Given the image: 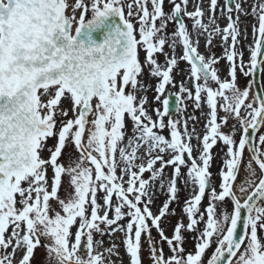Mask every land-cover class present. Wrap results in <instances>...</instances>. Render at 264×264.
<instances>
[{
  "label": "snow or ice",
  "instance_id": "6c2138e0",
  "mask_svg": "<svg viewBox=\"0 0 264 264\" xmlns=\"http://www.w3.org/2000/svg\"><path fill=\"white\" fill-rule=\"evenodd\" d=\"M204 3L0 0V264H264V0Z\"/></svg>",
  "mask_w": 264,
  "mask_h": 264
},
{
  "label": "rangeland",
  "instance_id": "374dc122",
  "mask_svg": "<svg viewBox=\"0 0 264 264\" xmlns=\"http://www.w3.org/2000/svg\"><path fill=\"white\" fill-rule=\"evenodd\" d=\"M249 2H251V0H249ZM242 19H244V18L242 17ZM219 21H220V25H221V26H224V25L227 23V21H226L225 19H223V18L220 19ZM245 23L248 25V39H247L246 41L243 42L244 45L246 46V45L252 43V36H251V31H252V29H251V25L254 24V23H256V21H255L252 17H247V18L245 19ZM245 50H246V48H245ZM178 51H179V49H178ZM214 51L216 52L217 55H221L222 52H223V49H222L221 47H217L216 49H214ZM247 55H248V53H247V51H246V52H245V58H246V59H247ZM161 60H163V57H161ZM223 65H224V62L222 61V62H221V67H223ZM180 67H181L182 69H184V68H187V65L184 64V63H181ZM176 79H177V81H179L180 79H182V76H179V75H178V76L176 77ZM241 81L243 82V78H241ZM189 86H190V82H189ZM177 90H178V89H173V92H175V91H177ZM149 95H150V97H151L152 93H149ZM188 103H189V107H188L187 111H188L189 113H192L193 115H195L196 117L199 118V124H198V126H199V125L201 124V123H200V122H201V121H200V118H201V112H200L199 110H194V108L192 107L191 103H190V102H188ZM157 106H159V105H153V107H157ZM207 111H208V109H207V107L205 106V107H204V112L207 113ZM203 117H204V116H203ZM213 149H214V148H213ZM217 153H218V152H216L215 155H217ZM181 188H182V191L180 192V200H181V203H182V202L184 201V199L188 197V195H187V193H186V190H183V184H182V183H181ZM164 198H165V197H164ZM162 200H163V198H162V199H158V200L156 201V203L159 204L160 201H162ZM174 207H177V210L179 211V207H178V206H175V205H174ZM121 237H122V234H119V233H118V234H116L115 237H113V239H114L115 242L119 245L120 257H121L122 260H123V264H129V258H128V256L125 254L124 246H123V244H122V242H121ZM95 238H96V239H100L99 236H96ZM103 239H104V247H108V246H109V238L106 236V237H104ZM164 247H165V251H167V245H164ZM100 250L103 251L104 249L101 248ZM105 255H107V253H105ZM45 256H46L45 249H44L43 247L38 248V249L36 250V252H35V255H34V264H45ZM112 259H113V260H116V261H117V264H120V261H119L115 256H113ZM149 259H150V258H149V256H148V252H147V245H145V250H144V254H143L144 264H149Z\"/></svg>",
  "mask_w": 264,
  "mask_h": 264
},
{
  "label": "flooded vegetation",
  "instance_id": "af4514ba",
  "mask_svg": "<svg viewBox=\"0 0 264 264\" xmlns=\"http://www.w3.org/2000/svg\"><path fill=\"white\" fill-rule=\"evenodd\" d=\"M200 123L201 124L199 126H198L199 123L196 125V128H197V131L200 132L201 135H203L205 123H203V122H200ZM224 130L228 131L227 128H225ZM165 134L167 135V132H165ZM193 143H195V141H193ZM212 151H213V162H212V166H211L210 170L213 173V176H212L213 184L218 187L219 183H220V175H219V173H220L221 168L224 166V160L226 158L225 157L226 148L221 143H218L217 146H215ZM216 152H218L217 155H215ZM245 156L246 157L249 156V153H248L247 149L245 151ZM186 193H187L188 196L190 195V192L187 191V190H186ZM162 198L164 199L163 194L160 195L159 199H162ZM203 203L206 206L207 205V199H205V201ZM226 208H227V206H225V209ZM222 210H224V209H222ZM173 223H175V221L174 220H170L169 225H168L169 234H170L171 224H173ZM185 223H187L186 219H185ZM185 235H186V248H187V250L188 251L194 250L195 242L192 239V236L194 234L193 233H186ZM210 254H211V250H209V252L206 255H210Z\"/></svg>",
  "mask_w": 264,
  "mask_h": 264
},
{
  "label": "bare ground",
  "instance_id": "6f19581e",
  "mask_svg": "<svg viewBox=\"0 0 264 264\" xmlns=\"http://www.w3.org/2000/svg\"><path fill=\"white\" fill-rule=\"evenodd\" d=\"M203 6L205 7V9H207V7H208L207 0H205V3H204ZM218 23L220 24V21ZM246 46H245V48H246L245 52L247 51V47ZM201 51H203V40L201 41ZM200 121L203 122V123H205V117H203L201 115Z\"/></svg>",
  "mask_w": 264,
  "mask_h": 264
},
{
  "label": "water",
  "instance_id": "95a60500",
  "mask_svg": "<svg viewBox=\"0 0 264 264\" xmlns=\"http://www.w3.org/2000/svg\"><path fill=\"white\" fill-rule=\"evenodd\" d=\"M173 108H174V106H173Z\"/></svg>",
  "mask_w": 264,
  "mask_h": 264
}]
</instances>
